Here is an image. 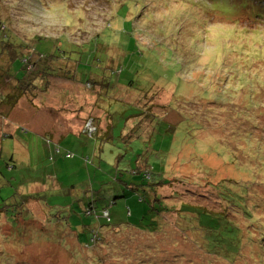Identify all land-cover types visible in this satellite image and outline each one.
<instances>
[{
    "label": "rangeland",
    "instance_id": "1",
    "mask_svg": "<svg viewBox=\"0 0 264 264\" xmlns=\"http://www.w3.org/2000/svg\"><path fill=\"white\" fill-rule=\"evenodd\" d=\"M0 19V90L14 89L4 71L20 64L33 73L20 76L52 74L45 97L27 91L12 107L0 105V264H230L239 249L232 234L262 242L264 194L239 208L227 190L244 177L249 188L264 186V0H0ZM51 64L55 70L45 69ZM150 106L175 125L157 135L151 116L149 141L126 134V143L101 141L102 111L113 113L118 136L128 116L148 117ZM86 118L98 127L93 135ZM123 147L166 159L155 170L167 198L158 193L152 202L137 191L140 204L119 199L128 218L117 206L92 245L54 234L52 205L78 196L85 211L78 200L85 187L118 186L112 177ZM149 213L156 215L147 227L151 246L132 227L143 216L150 223ZM103 218L112 220L108 210ZM260 251L264 264V245Z\"/></svg>",
    "mask_w": 264,
    "mask_h": 264
},
{
    "label": "trees",
    "instance_id": "2",
    "mask_svg": "<svg viewBox=\"0 0 264 264\" xmlns=\"http://www.w3.org/2000/svg\"><path fill=\"white\" fill-rule=\"evenodd\" d=\"M0 25L4 26L6 25V22L0 19ZM7 29V28H6ZM10 38L16 40V35H11L9 33ZM39 37V36H35ZM23 42V41H22ZM9 44H11L8 41ZM25 45H30L29 43L23 42ZM20 70H15L12 73H9L7 70L4 71V74L12 75V78L14 79L15 85L13 86L14 89L10 92H2L0 90V105L2 107L8 106L12 107L14 103L18 100L20 96H27L26 92L28 91L35 96L38 92H41V95L45 97V94L47 93V88L49 89L52 84H50L49 79H47L45 76L46 75H52V74H47L46 72L41 73V78L39 79L40 81H37L35 75H24L20 76L22 71L24 73H29L27 70V65H22L18 67ZM45 69L47 70H55L53 65L47 66ZM68 70V69H67ZM66 70V71H67ZM70 73H68L67 77L69 79L74 78L75 73L73 72L72 69H69ZM67 71V72H68ZM183 81V77L185 78V74H183L181 71H177ZM11 78V77H9ZM85 83H89L91 85L96 84L92 79L87 78ZM184 83V82H183ZM173 85V84H172ZM90 89H93L90 87ZM63 93V90L61 91ZM163 92H161L156 99L161 96ZM51 108L52 107H48ZM62 109V108H61ZM153 107H149V116L145 117L143 115H140L136 120L133 119L132 116H128L126 118L127 124H128V130L122 131V134L115 136L114 135V129L116 127V124L113 121V113L110 111H103L105 115V120H106V126L100 135L99 138H101V141L103 143H110L111 145L115 144V139L119 138L122 140L124 143H126V138L123 139L124 135L127 138L130 139H147L148 141L150 140L149 137L151 136L153 131H151L148 127V120L150 119L151 116L155 117V119H158V126L155 130V133L157 135L162 134L170 129V126H174L175 124L169 122L167 119L166 115L164 117L157 116L154 112H152ZM5 116H7V113H4ZM103 116L101 117L102 121ZM89 119L93 118H86V122L89 121ZM138 119H143L144 120V125H141ZM103 125V122H102ZM165 128V130H161L162 128ZM57 129V128H56ZM98 130V127L95 128V131L92 133V135ZM27 131H33L27 129ZM71 132H68V134ZM11 137L10 135H8ZM65 136V133H61V138ZM47 144L48 148L49 144L47 141H45ZM154 147V146H153ZM131 149V147H128ZM51 149H49L50 151ZM57 154L61 155L63 158H72L73 157V152L69 149H60L55 151ZM53 152V153H55ZM52 153V151H51ZM129 154L130 158H127L126 155ZM218 156V155H217ZM126 157V158H125ZM48 159H50L48 157ZM82 163L84 162L85 165H88L90 163V158L89 156L83 157L81 156L79 158ZM9 160L13 161L14 163H17L14 159L13 156L9 155ZM165 163L166 159L162 157V160L158 158L157 153H147L146 151L144 153H132L126 150L125 147L122 148V150L118 153L116 157V173L112 177V181L118 186H112L109 187L108 190L105 188H102L101 190L98 189H93L94 187L90 184L88 187H85L82 191L84 193L83 196H79L82 204L85 206V211H82L81 208L79 207L78 201L76 202V199L78 196H73L71 199H64L60 204H54L50 208V210H55L57 212L56 218L50 222L51 225L54 227V234L58 235L61 238L65 237H75L80 240L83 239V241L87 240L89 245H92V236L94 235H100L102 238V230L99 231V226L102 225L101 223H104L106 226L110 225L112 221H114L115 215H116V207L119 206L122 210L123 213L121 214V217H127V213L125 211V208L117 203V201L120 200H125V203H132L134 205L140 204V200L142 202V199L135 194L137 191H143L147 197L150 199H153L152 202H160V198L156 197L157 194L159 193L163 199H166L168 194V190L164 188L165 182L162 180H159L158 172L155 170L159 165V163ZM120 165H123L122 168H120ZM9 165L8 167H10ZM16 167V165H13V168ZM225 179L229 180L228 176L224 177ZM255 181H257L258 178L261 177H254ZM262 179V178H261ZM245 182L243 184L238 183V189L235 190H227V192L231 193L234 197L231 198L232 202H237V206L243 207L246 204L249 203V199L252 196H256L259 194H264V186L261 188H256L252 189L249 188V180L244 177ZM263 180V179H262ZM149 185V186H148ZM217 185V184H216ZM216 189L219 190V187H216ZM106 191L109 193H114L113 199L109 201L108 196ZM163 191V192H162ZM147 192L151 193L153 196L149 195ZM106 193V194H105ZM216 194V191H214V196ZM116 196V198H114ZM138 199V200H137ZM137 203V204H136ZM112 204V209L108 208V205ZM130 207V206H129ZM167 207V206H166ZM137 209V208H136ZM105 210L109 211V216L111 217L112 220L105 219L103 218ZM167 209L165 207L160 208V215L163 217V213L166 214L168 213L166 211ZM223 211H227V209H222ZM232 210V209H231ZM148 211V210H147ZM137 213L140 214L142 213V209L137 210ZM100 218V219H99ZM130 218V217H129ZM142 218V217H141ZM139 218V222L132 223V227L138 228L137 230L141 233V240H146L145 242L151 246V243H155L156 237L153 234V231L151 229H148V225H153L156 221V215L154 213H149V218H150V223L147 222L145 216H143V219L141 220ZM80 222H78V220ZM116 219V218H115ZM225 219L230 223V228L229 231L231 232L232 229V224H233V216H231L230 212V217H225ZM69 225L71 227H68L65 231L64 229L66 228V225ZM142 224V226H141ZM58 228V229H57ZM80 230V233L77 232ZM112 229H108L107 232L111 231ZM116 230V229H115ZM76 235H74V233ZM148 233V234H147ZM101 238V239H102ZM261 239L254 237L253 235L245 234V235H238V234H232V241L233 245L236 248H239L236 250L235 258L233 259L232 263L230 264H236V261H239L241 264H262L261 258L256 257L255 254L261 255L259 252L260 251V246L264 245V238ZM151 248V247H150ZM149 250V248H146Z\"/></svg>",
    "mask_w": 264,
    "mask_h": 264
},
{
    "label": "built area",
    "instance_id": "3",
    "mask_svg": "<svg viewBox=\"0 0 264 264\" xmlns=\"http://www.w3.org/2000/svg\"><path fill=\"white\" fill-rule=\"evenodd\" d=\"M89 120H92V119H89ZM91 127H92V130L91 131H89V132H94L95 131V128L93 127V124H92V122H91Z\"/></svg>",
    "mask_w": 264,
    "mask_h": 264
},
{
    "label": "bare ground",
    "instance_id": "4",
    "mask_svg": "<svg viewBox=\"0 0 264 264\" xmlns=\"http://www.w3.org/2000/svg\"><path fill=\"white\" fill-rule=\"evenodd\" d=\"M103 112V111H102ZM92 124H93V121H92ZM93 127L97 128L94 124H93Z\"/></svg>",
    "mask_w": 264,
    "mask_h": 264
},
{
    "label": "crops",
    "instance_id": "5",
    "mask_svg": "<svg viewBox=\"0 0 264 264\" xmlns=\"http://www.w3.org/2000/svg\"><path fill=\"white\" fill-rule=\"evenodd\" d=\"M61 103V102H60ZM53 108V107H52ZM58 108H61V105L58 106ZM55 109V108H54Z\"/></svg>",
    "mask_w": 264,
    "mask_h": 264
},
{
    "label": "clouds",
    "instance_id": "6",
    "mask_svg": "<svg viewBox=\"0 0 264 264\" xmlns=\"http://www.w3.org/2000/svg\"><path fill=\"white\" fill-rule=\"evenodd\" d=\"M92 121H93V119H92Z\"/></svg>",
    "mask_w": 264,
    "mask_h": 264
}]
</instances>
